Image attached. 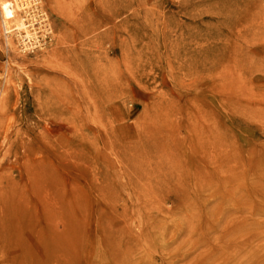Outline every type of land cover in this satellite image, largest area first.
<instances>
[{"label": "rangeland", "instance_id": "rangeland-1", "mask_svg": "<svg viewBox=\"0 0 264 264\" xmlns=\"http://www.w3.org/2000/svg\"><path fill=\"white\" fill-rule=\"evenodd\" d=\"M247 1L41 0L52 38L30 54L0 31V264H264V33ZM178 54L200 76L197 137L149 100ZM99 63L128 84L94 117Z\"/></svg>", "mask_w": 264, "mask_h": 264}, {"label": "bare ground", "instance_id": "bare-ground-1", "mask_svg": "<svg viewBox=\"0 0 264 264\" xmlns=\"http://www.w3.org/2000/svg\"><path fill=\"white\" fill-rule=\"evenodd\" d=\"M101 1L102 0H100V2ZM21 7H23V5H19L17 0L3 1L1 7L2 15L7 18L14 17L15 19L19 20V15L23 13ZM246 9H247L248 21L253 22L252 24H249L250 26H253L251 32L255 34H259V33L263 34L264 14L260 15L259 12L261 13L264 12V0H260V1L248 0ZM28 12L29 10H27V13ZM28 16H30V18H35V16L30 14H28ZM96 24L101 25L102 22L98 21ZM117 26H118L117 22L113 20V26L109 29L102 30L100 32V35L103 36L108 32H111L113 34L117 29ZM1 34L3 35V33ZM5 42L6 43L8 42L9 44L12 41L5 38ZM178 56L180 57L177 59L174 58L173 56L169 58V66H170L169 77L171 82L167 81V83H165L166 88L165 91L162 90V94H161L162 96L159 97L160 94H156L155 97L149 98V100L152 102L153 108L157 112L166 111L170 115H176V114L182 115V117H184L187 121L186 122L187 127L191 129L192 132L194 131L195 137H197V134L199 133V129H200L198 124L200 118V111H199L200 101L197 92L199 89L200 76L195 70L196 64L194 59L191 60L186 56L180 54H178ZM148 63L151 64L152 68L153 67L159 68L158 63H156L155 61L151 60ZM99 64L101 65H96L95 72H93V76L90 77L89 82L91 85L88 83L86 84L87 95L90 93V95L88 96L94 98L93 102L91 103V105L95 107L91 111V114H93L94 117L105 114V111L101 110L98 106L100 104H104L106 101H109L110 99H112V105L118 107L119 103L117 99L118 96L117 94L124 92L126 90V85L128 84V82L122 81L121 71L120 69L119 70L116 69V66H114V64H110L108 66L103 63H99ZM139 66L146 69L144 64H140ZM144 75L145 72L142 71L138 75L137 74L132 75V78L135 80V83L142 84V82H144L143 81ZM157 77H159V74L157 75ZM226 81L231 82L232 83L231 85L235 86L236 88H238L237 84H241L239 82L240 80L238 75L232 76L231 78H227ZM130 87L132 88V85ZM175 87H179L180 89H183L184 91H188L191 94L189 98L188 107L184 108L178 102L180 98V93L175 90ZM165 92H166V96H163ZM65 100L67 102L63 100L62 101L65 103L66 108L69 110L70 121L74 123V126H76L77 125L76 120L78 119L80 121V119H82L81 116H83L82 103L80 102V100H74V102L70 101L67 98ZM70 103H72V106H69ZM258 104H261V101H259ZM236 112H241L245 119L249 118V113L247 110H243V112L237 110ZM207 134L208 135L206 137L211 136L209 135V133ZM162 138L164 139L165 137ZM211 140L213 141L212 137Z\"/></svg>", "mask_w": 264, "mask_h": 264}, {"label": "built area", "instance_id": "built-area-1", "mask_svg": "<svg viewBox=\"0 0 264 264\" xmlns=\"http://www.w3.org/2000/svg\"><path fill=\"white\" fill-rule=\"evenodd\" d=\"M17 2L23 5L21 7L23 13L19 15V20L2 15L1 33L6 39L11 38L24 54L43 49L49 44L53 32L48 12L41 4V0H17ZM28 14L35 18H30Z\"/></svg>", "mask_w": 264, "mask_h": 264}]
</instances>
